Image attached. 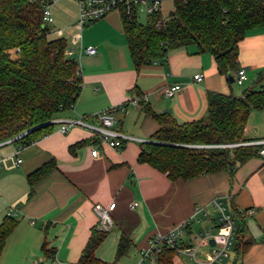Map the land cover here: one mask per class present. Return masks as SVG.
<instances>
[{
    "label": "crops",
    "instance_id": "obj_1",
    "mask_svg": "<svg viewBox=\"0 0 264 264\" xmlns=\"http://www.w3.org/2000/svg\"><path fill=\"white\" fill-rule=\"evenodd\" d=\"M50 12L52 34L67 40L66 55L78 63L81 90L73 108L57 115L59 122L48 134L26 146L13 140L0 143V225L8 213L15 221L0 251V264H32L34 259L42 264H78L91 230L101 229L94 205L107 209L113 203L112 223L103 229L107 234L95 256L105 264H141L140 252L150 238L182 222L187 223L183 248L194 246L206 232H218L219 213L210 205L213 200L229 212L233 204L242 215L236 214L235 226L242 225L243 239L253 240L242 257L232 244L219 264H264V158L239 163L232 174L225 169L188 180H170L140 160L159 127L152 114L170 113L178 122L199 119L206 115L209 92L240 96L264 84L258 81L264 67V26L247 30L239 42L237 66L231 74L244 67L246 79L241 85L248 83V87L234 93L212 55L199 52L194 44L171 49L165 59L136 68L118 11L83 28L77 23L74 0H57ZM89 45L96 53L85 52ZM196 74H202L200 81L193 80ZM175 83L181 89L172 97L161 94L165 85ZM144 94L148 101L139 107L119 108L130 97ZM108 108L115 109L121 131L132 138L119 150L100 143L83 126L59 131L65 119L88 117ZM87 122L95 123L91 118ZM262 139L264 108L253 109L243 140ZM93 147L95 156L90 154ZM49 161L53 168L30 184L28 175ZM122 235L130 245L115 259ZM209 245L198 247L199 257H205ZM143 264L163 263L158 255H150ZM167 264L194 263L176 252Z\"/></svg>",
    "mask_w": 264,
    "mask_h": 264
},
{
    "label": "trees",
    "instance_id": "obj_2",
    "mask_svg": "<svg viewBox=\"0 0 264 264\" xmlns=\"http://www.w3.org/2000/svg\"><path fill=\"white\" fill-rule=\"evenodd\" d=\"M174 10L160 25V13L147 15L145 23L121 14V23L136 68L153 59L166 58L174 48L194 44L212 55L217 71L227 75L237 66L238 45L249 29L264 26V0H173ZM52 28L42 21L41 0H0V143L12 140L26 146L48 134L57 115L71 109L81 90L78 63L66 55L64 37L49 38ZM264 80V67L258 73ZM264 108V84L240 96L209 92L204 117L178 122L170 113L152 114L159 127L140 160L170 180H188L227 169L258 155V146L243 142V132L253 109ZM147 112H150L147 110ZM201 145V146H197ZM44 163L28 175L32 184L53 168ZM235 221L242 216L229 206ZM14 219L7 215L0 225V251ZM242 225L235 226L233 245L242 257L252 239H243ZM107 234L92 229L78 264H105L95 250ZM130 240L122 235L116 257L125 254ZM175 249L158 254L170 262Z\"/></svg>",
    "mask_w": 264,
    "mask_h": 264
},
{
    "label": "built area",
    "instance_id": "obj_3",
    "mask_svg": "<svg viewBox=\"0 0 264 264\" xmlns=\"http://www.w3.org/2000/svg\"><path fill=\"white\" fill-rule=\"evenodd\" d=\"M57 0H41L42 3V21L46 24L52 22L50 6ZM77 4L78 18L77 23L80 27H85L113 11H118L128 17H135L138 12H144L146 15H153L160 13L161 6L165 0H74ZM163 21L162 14L156 20V25H160ZM85 52L88 54L96 53V48L92 45L85 47ZM234 82L241 85L246 79V69L244 67L238 68L234 74ZM202 74L193 76V80L200 81ZM181 89L178 83L172 85H165L161 89V94L165 97H172ZM148 101L146 94L140 96L130 97L127 101L119 106L122 110L127 106L139 107L142 103ZM73 108V107H72ZM114 108H108L91 116H79L76 119H65L62 121L59 131L65 133L70 126L79 125L88 128L91 133L98 138L99 142L109 147L119 150L125 141L132 139L125 135L119 125L118 119L114 115ZM93 119L94 124H89L88 119ZM59 121H53V124ZM238 145H255L258 146V155L264 158V139L254 141H243L231 145L220 146H238ZM201 146V145H197ZM97 148L93 147L90 154L95 156ZM20 162V159L17 160ZM136 203L131 204V208ZM210 205L217 209L219 213L220 228L215 234L206 232L198 242L191 247H182L181 241L184 236V229L186 222H182L173 226L165 233H156L149 240L148 247L141 251V264L150 255H158L164 248L175 249L178 253L187 255L194 264H219L228 251L231 249L235 235V223L230 214L221 202L213 200ZM114 203L109 208H103L100 204L94 205V211L99 216L101 229H108L112 223L109 209H112ZM10 215V213H8ZM210 240L214 241L213 245H209L210 250L204 258L199 257L198 247L201 244H210ZM32 264H42L39 259H34ZM52 264H59L57 261Z\"/></svg>",
    "mask_w": 264,
    "mask_h": 264
},
{
    "label": "rangeland",
    "instance_id": "obj_4",
    "mask_svg": "<svg viewBox=\"0 0 264 264\" xmlns=\"http://www.w3.org/2000/svg\"><path fill=\"white\" fill-rule=\"evenodd\" d=\"M72 9H74L76 6L71 3ZM174 10L173 0H165L164 3L161 6V14L162 17H167L172 11ZM136 19L140 23H145L147 20V15L144 12H138L136 15ZM51 26V23L49 24ZM53 31V30H52ZM55 36L51 33L49 35V38H54ZM229 85L231 86L232 90L235 92H238L240 89H246L248 87V83H244L243 85H238L236 82H230ZM205 120L206 116L204 117Z\"/></svg>",
    "mask_w": 264,
    "mask_h": 264
},
{
    "label": "water",
    "instance_id": "obj_5",
    "mask_svg": "<svg viewBox=\"0 0 264 264\" xmlns=\"http://www.w3.org/2000/svg\"><path fill=\"white\" fill-rule=\"evenodd\" d=\"M227 77H228V79H229L230 82H233V81H234V78H233V76H232L231 73H228V74H227ZM167 112H170V110L168 109ZM27 132H28V131L24 132L23 134H25V133H27ZM23 134H20V135L14 137L13 139L18 138V137L22 136ZM13 139H12V140H13ZM213 244H214V241H213V240H210V245H213Z\"/></svg>",
    "mask_w": 264,
    "mask_h": 264
}]
</instances>
